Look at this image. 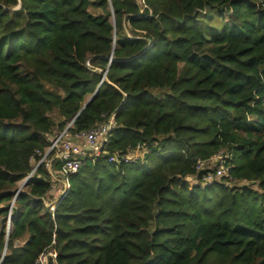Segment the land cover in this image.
Masks as SVG:
<instances>
[{"label": "trees", "instance_id": "16d2710c", "mask_svg": "<svg viewBox=\"0 0 264 264\" xmlns=\"http://www.w3.org/2000/svg\"><path fill=\"white\" fill-rule=\"evenodd\" d=\"M212 9L231 24L208 40ZM114 113L107 151L144 145L147 165L87 162L55 211L45 165L17 194L49 135ZM225 148L247 184L203 186L197 161ZM50 248V264H264V0H0V264Z\"/></svg>", "mask_w": 264, "mask_h": 264}, {"label": "built area", "instance_id": "2783aa9c", "mask_svg": "<svg viewBox=\"0 0 264 264\" xmlns=\"http://www.w3.org/2000/svg\"><path fill=\"white\" fill-rule=\"evenodd\" d=\"M142 6L144 9L147 8L144 4ZM73 122L74 121L69 123L63 130L55 131L52 135L48 136L49 146L45 151L36 150L31 158L34 168L20 187L21 191H23L26 184L34 176L40 166L45 165L54 181H58V184L53 185L54 187L51 190L52 199L48 198L46 201L52 211H55L56 204L67 194L70 188L68 177L76 175L87 162L105 167L115 166L119 169L123 165L129 166L138 164L143 166L147 163V157L151 154L150 149L141 144L129 148L125 153H109L107 151L110 145L111 135L119 126L116 120V113L110 116L105 115L102 122L87 131L79 132L73 130ZM233 159L234 148H225L208 160H198L196 167L197 171L208 172V176L204 179L203 186H211L215 182L223 181L230 186H242L247 184H240L238 180L233 177L232 170L235 167ZM56 161L61 164V171L57 175H55L53 170V164ZM186 181L190 187L199 185L198 175H192L188 177ZM59 185L62 187L57 189ZM12 205L14 206V202ZM12 210L13 207L8 216L7 236L10 234L11 229ZM56 259L57 252L53 248H50L40 254L36 263L50 264L51 260L56 262Z\"/></svg>", "mask_w": 264, "mask_h": 264}, {"label": "rangeland", "instance_id": "374dc122", "mask_svg": "<svg viewBox=\"0 0 264 264\" xmlns=\"http://www.w3.org/2000/svg\"><path fill=\"white\" fill-rule=\"evenodd\" d=\"M91 12L95 15L100 14V12L96 11L95 9H91ZM208 12L209 13H207V14L200 15V17L204 20L206 37L209 40L211 37L218 35V34H221V32L224 30L225 24H228V23L231 24V19L229 18V15H227V14L224 16H221L218 13V11L215 9L208 10ZM50 89L53 90L52 88H50ZM51 117L55 121L58 120L57 114H53ZM147 164H148V159H147V163L145 165H147ZM255 189H258V188L255 186Z\"/></svg>", "mask_w": 264, "mask_h": 264}, {"label": "water", "instance_id": "95a60500", "mask_svg": "<svg viewBox=\"0 0 264 264\" xmlns=\"http://www.w3.org/2000/svg\"><path fill=\"white\" fill-rule=\"evenodd\" d=\"M110 60H111V61L113 60L112 57H111ZM108 69H109V68H108ZM107 73H108V70H107L106 72H104V74H103V76H104L103 79L106 78ZM92 99H93V98H92ZM92 99H90V101H91ZM90 101L84 106V108L90 103ZM20 192H21V189L18 190L17 194H19Z\"/></svg>", "mask_w": 264, "mask_h": 264}, {"label": "crops", "instance_id": "0c3cea01", "mask_svg": "<svg viewBox=\"0 0 264 264\" xmlns=\"http://www.w3.org/2000/svg\"><path fill=\"white\" fill-rule=\"evenodd\" d=\"M59 176H60V175H59ZM60 177H62V176H60ZM61 187H62V186L59 185L57 189H59V188H61ZM28 239H29V236H26V237H24V238L22 239V242L25 243Z\"/></svg>", "mask_w": 264, "mask_h": 264}, {"label": "clouds", "instance_id": "9594fccd", "mask_svg": "<svg viewBox=\"0 0 264 264\" xmlns=\"http://www.w3.org/2000/svg\"><path fill=\"white\" fill-rule=\"evenodd\" d=\"M12 207H14L13 205H11V209H12Z\"/></svg>", "mask_w": 264, "mask_h": 264}]
</instances>
